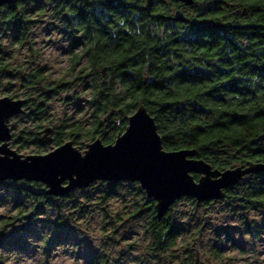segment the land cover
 <instances>
[{
  "label": "trees",
  "instance_id": "trees-1",
  "mask_svg": "<svg viewBox=\"0 0 264 264\" xmlns=\"http://www.w3.org/2000/svg\"><path fill=\"white\" fill-rule=\"evenodd\" d=\"M50 1L26 0L0 12V23L5 21L21 30L11 37L14 48L35 54L31 28L47 19ZM118 2L116 33L71 37L72 50L78 47L75 52L71 50V85L91 80V101L96 111L88 128L79 123L68 125L63 137L55 140L56 145L66 138H91L100 126L105 128L99 136L102 143L112 144L126 128L130 114L143 105L155 121L165 151L193 149L196 158L221 171L248 162L264 163V142L257 141L264 134V78H253L259 76L262 67L264 70L260 63L264 61V0H194L191 6L173 0H153L149 12L145 10L146 0ZM253 68H257V74L251 76ZM114 111L118 116L104 120ZM193 176L198 179V175ZM100 184L104 185L100 204L107 206L120 183ZM31 185L40 188L29 191L12 181L0 184V188L5 186L17 202L28 196L29 212L44 205L51 207L54 199H70L78 190L65 197H53L45 194L44 184ZM132 185L142 200L136 201L129 213L131 219L142 222L141 263L193 264L196 247L191 237L203 232L199 220L192 233L184 230L174 209L182 199L158 219L155 202L146 197L138 183ZM79 191L90 194L88 201L93 199L91 189ZM224 193V199L218 202L239 223L247 225L246 232L251 237L264 233V173L249 175ZM185 199L192 208V219L201 204ZM249 214L260 215L261 220H249ZM19 219H27L21 209L10 221L4 219L0 228ZM104 219L108 226L115 221L107 213ZM101 235L98 264H119L127 254L135 252V246L125 244L126 249L119 256L111 257L119 230L102 227ZM187 236L189 239L183 240ZM179 240L185 243L183 250ZM216 247L212 248L211 257L220 261L222 253Z\"/></svg>",
  "mask_w": 264,
  "mask_h": 264
},
{
  "label": "rangeland",
  "instance_id": "rangeland-1",
  "mask_svg": "<svg viewBox=\"0 0 264 264\" xmlns=\"http://www.w3.org/2000/svg\"><path fill=\"white\" fill-rule=\"evenodd\" d=\"M46 24L47 19H44L42 23H35L31 28L34 49L39 66L45 68L55 79H59L67 72L69 55L66 54L67 49L64 45L56 48L51 46L52 36ZM0 42L3 43L4 39ZM75 51L77 50L72 52ZM23 52L26 53V50ZM25 58L26 56L19 55V60ZM68 75L71 76V72ZM90 86V79H86L83 84H72L71 89L75 90L76 94L70 93L69 96L74 94L76 98L68 107H62L56 102L54 111L56 120L65 116L67 120L81 121L82 125L88 122L89 118L84 119V116L76 113V108L85 106L90 100ZM89 141L91 139L78 140L79 143L83 142L78 149L81 153L86 150L85 146L90 143ZM18 150L25 156L48 149L28 145ZM101 182L97 181L96 185L85 188L91 189L93 199L90 201L87 200L90 194L85 195L86 193L78 189L70 199H54L51 207L44 205L31 212H29L31 199L28 196H23L22 200L17 202L16 197L5 186L0 188V223L4 219L10 221L20 209L27 218L0 228V264H98L101 256L102 227L119 230L111 257L119 256L121 251L126 249L125 244H131L135 246V252L127 254L119 264H142L140 261L144 248L141 244L142 222L140 224L129 216L133 204L142 201L140 195L136 193V186L132 185V182H118L120 185L115 189L116 194L108 201L107 206H103L99 200L104 189ZM18 183L29 191H37L40 188L32 186V182ZM174 209L177 215H180L179 223L190 233L194 230L196 220H199L201 227V217L211 215V220L203 228V232L191 237L194 243H190L201 251L200 264H264V233L251 237L246 232L247 225L239 223L223 204L219 202H214L210 206L201 204L192 219V208L185 198L176 203ZM106 213L115 220L109 223L110 226L105 224ZM248 218L249 220L253 218L257 222L261 220L260 215L249 214ZM186 239H189V236L183 238ZM183 240L178 242L182 250L185 248ZM215 246L222 253L223 259L220 261H214L211 257L212 248Z\"/></svg>",
  "mask_w": 264,
  "mask_h": 264
},
{
  "label": "water",
  "instance_id": "water-1",
  "mask_svg": "<svg viewBox=\"0 0 264 264\" xmlns=\"http://www.w3.org/2000/svg\"><path fill=\"white\" fill-rule=\"evenodd\" d=\"M17 0H0V7ZM191 6L194 0H173ZM153 0H146L145 10L150 11ZM187 22L185 19H174ZM218 28L219 25H216ZM101 100V90L97 101ZM21 103L0 99V184L12 182H40L46 186V195L65 197L76 189H85L102 182L138 183L146 197L155 202L158 219L178 200L192 198L197 204L218 202L224 191L237 185L243 177L264 173V163L248 162L226 170L213 169L207 162L196 158L193 149L165 151L153 117L141 105L128 117L125 131L112 144L104 145L97 139L81 153L66 142L44 155L23 156L10 150L8 119L21 111ZM114 111L104 120H108ZM50 128L43 138L47 144ZM262 144L264 134L257 138ZM193 175H198L195 179ZM205 228L211 215L201 217ZM193 264L201 263V253L193 249Z\"/></svg>",
  "mask_w": 264,
  "mask_h": 264
},
{
  "label": "flooded vegetation",
  "instance_id": "flooded-vegetation-1",
  "mask_svg": "<svg viewBox=\"0 0 264 264\" xmlns=\"http://www.w3.org/2000/svg\"><path fill=\"white\" fill-rule=\"evenodd\" d=\"M25 1L17 0L10 4H5L0 7V12L24 4ZM118 9V0H88L83 3L74 0H51L49 2L47 28L52 36L50 44L53 48L64 45L67 49L65 52L69 55L67 72L59 79H55L45 68L39 66L36 53L32 54L29 51L24 53L14 48V45L11 44V37L19 34L21 30L11 27L5 21L0 23V36L2 37L0 40L4 39L3 43L0 42V99L9 100L11 103H21V111L11 116L7 121L11 136L8 142L10 150L23 155L19 153V148L28 145L37 148L46 147L47 151L32 152L30 154L44 155L66 142H71L73 147L78 150L83 144V142H78L80 139H85V141L91 139L90 143L97 139L101 140L99 136L105 132V128H102V126L91 138H85V136L83 138L79 136L77 140L66 138L63 143L56 145L55 140L62 136V132L65 131L68 125L72 123L75 125L78 123L82 124L79 120H67L65 116L63 119L56 120L54 111L56 102L62 107H68L72 100L76 98L74 95L76 91L71 89V76L68 75L70 74L69 68L71 66V37L98 33H116L119 26ZM74 49L77 50L78 47L74 46ZM19 55L26 56V58L19 60ZM260 63L264 65V61H260ZM254 70H257V68L251 69V76L257 74V71L254 72ZM261 71H259V76H254L253 78H264L263 67ZM229 73L231 74V71ZM70 93L74 94L70 97ZM94 105L90 97L85 106L76 108V113H83L84 119L89 118L88 122H84L83 126L85 129L92 122L96 111ZM117 114L116 116H118ZM114 122L118 123L119 121L115 120ZM48 128L51 130L47 134V138L51 139L50 144H47L43 138V131ZM90 143H87L85 148Z\"/></svg>",
  "mask_w": 264,
  "mask_h": 264
}]
</instances>
